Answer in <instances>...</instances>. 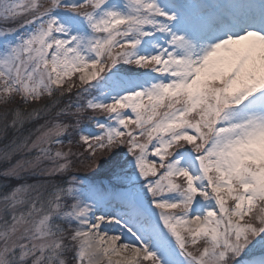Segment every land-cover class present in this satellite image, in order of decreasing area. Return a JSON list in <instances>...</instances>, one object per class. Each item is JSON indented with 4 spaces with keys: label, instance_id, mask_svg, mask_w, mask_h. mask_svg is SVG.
Returning a JSON list of instances; mask_svg holds the SVG:
<instances>
[{
    "label": "snow or ice",
    "instance_id": "snow-or-ice-1",
    "mask_svg": "<svg viewBox=\"0 0 264 264\" xmlns=\"http://www.w3.org/2000/svg\"><path fill=\"white\" fill-rule=\"evenodd\" d=\"M0 264H264V0H0Z\"/></svg>",
    "mask_w": 264,
    "mask_h": 264
}]
</instances>
